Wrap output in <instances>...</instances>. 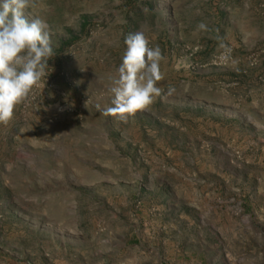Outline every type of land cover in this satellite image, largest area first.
<instances>
[{
    "label": "rangeland",
    "instance_id": "rangeland-1",
    "mask_svg": "<svg viewBox=\"0 0 264 264\" xmlns=\"http://www.w3.org/2000/svg\"><path fill=\"white\" fill-rule=\"evenodd\" d=\"M25 15L56 56L0 125V264H127L128 245L130 264H190L207 216L210 264H264V0H35ZM139 31L165 56V95L124 123L104 111Z\"/></svg>",
    "mask_w": 264,
    "mask_h": 264
},
{
    "label": "clouds",
    "instance_id": "clouds-1",
    "mask_svg": "<svg viewBox=\"0 0 264 264\" xmlns=\"http://www.w3.org/2000/svg\"><path fill=\"white\" fill-rule=\"evenodd\" d=\"M34 6L35 0H0V125H7L17 105L47 80L49 60L56 56L54 33L46 20L25 15ZM205 28L203 22L197 25L198 30ZM124 44L116 75L110 77L112 106L104 114L127 123L136 113L150 109L157 98H164L158 82L165 78L161 70L165 56L159 45L150 46L143 31L129 33ZM174 92L169 87L166 95Z\"/></svg>",
    "mask_w": 264,
    "mask_h": 264
},
{
    "label": "crops",
    "instance_id": "crops-1",
    "mask_svg": "<svg viewBox=\"0 0 264 264\" xmlns=\"http://www.w3.org/2000/svg\"><path fill=\"white\" fill-rule=\"evenodd\" d=\"M212 219V217L207 216V218L204 219V223L200 224V233L196 235V250L191 252L190 264H210L212 260L216 259V255H218L217 260L221 261L223 259L220 250L216 248V243L214 241L209 242L206 237L205 232L213 227L211 223ZM127 249L129 253L127 264H130V245L127 246ZM180 264H188V262L183 257Z\"/></svg>",
    "mask_w": 264,
    "mask_h": 264
}]
</instances>
